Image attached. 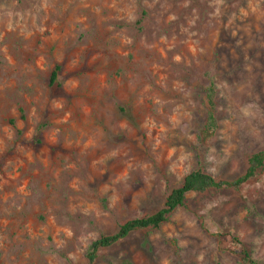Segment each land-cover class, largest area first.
<instances>
[{"label": "rangeland", "instance_id": "1", "mask_svg": "<svg viewBox=\"0 0 264 264\" xmlns=\"http://www.w3.org/2000/svg\"><path fill=\"white\" fill-rule=\"evenodd\" d=\"M259 151L264 0H0V264H88L191 171L233 181ZM242 248L264 262V167L91 264H238Z\"/></svg>", "mask_w": 264, "mask_h": 264}, {"label": "trees", "instance_id": "2", "mask_svg": "<svg viewBox=\"0 0 264 264\" xmlns=\"http://www.w3.org/2000/svg\"><path fill=\"white\" fill-rule=\"evenodd\" d=\"M60 73L59 65H54L49 72L47 79V89L51 98H57L62 95L61 85L58 81ZM208 85L204 92L203 103L206 105L207 111L203 123V132L212 133L217 126L214 116V96L215 85L210 76ZM264 167V152L259 151L250 155L246 162V170L244 174L233 181L217 180L203 170L197 168L191 171L181 182L180 186L173 189L165 199L163 207L156 213L139 219L126 221L120 225L117 231L111 235H104L91 243L86 254L88 264L93 263L97 258V252L102 249L109 248L127 238L131 233L139 230H158L160 226L167 220L169 215L177 208L183 205L185 195L188 193H204L207 190L221 189H240L245 183L253 179L258 170ZM232 241L239 245L240 243L235 238ZM238 264H264L251 258L246 249H241L238 252Z\"/></svg>", "mask_w": 264, "mask_h": 264}]
</instances>
